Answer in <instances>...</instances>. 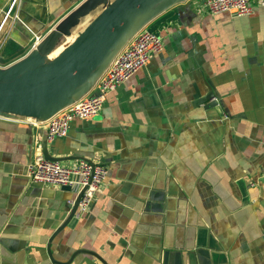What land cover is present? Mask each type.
Wrapping results in <instances>:
<instances>
[{
	"label": "crops",
	"instance_id": "1",
	"mask_svg": "<svg viewBox=\"0 0 264 264\" xmlns=\"http://www.w3.org/2000/svg\"><path fill=\"white\" fill-rule=\"evenodd\" d=\"M11 1L0 0V23ZM84 1L17 0L0 30V69L25 59L36 37ZM112 1L79 19L73 39ZM199 6L154 7L69 101L39 118L0 121V264H54L46 245L77 194L29 182L35 145L46 121L91 96L142 29L161 37L162 51L107 95L96 117L74 119L47 145L53 157H73L64 166L88 160L107 169L90 208L53 238V259L66 263L85 250L105 264H264V7L253 3L250 15L236 17ZM208 92L214 107L193 105ZM69 264L102 263L80 253Z\"/></svg>",
	"mask_w": 264,
	"mask_h": 264
},
{
	"label": "water",
	"instance_id": "2",
	"mask_svg": "<svg viewBox=\"0 0 264 264\" xmlns=\"http://www.w3.org/2000/svg\"><path fill=\"white\" fill-rule=\"evenodd\" d=\"M101 1L103 0L84 1L52 33L33 47L25 59L7 69H0V112L39 118L52 111L63 100L69 101L75 91L101 66L111 51L120 45L119 42L124 41L129 28L141 16L168 0H113L69 45L45 65L46 56L57 40ZM6 12L7 10L2 15L0 30L6 23H11L12 16L6 17ZM213 97V93L208 92L195 100L193 105L205 104L214 107L216 103L211 102ZM47 145L46 134L42 133L41 153L45 160L65 162L73 158L53 157L49 154ZM83 191L84 189L76 195L66 220L48 239L46 253L54 264H69L80 253L91 254L105 264L97 255L85 250L75 251L66 263H58L51 254L50 245L53 238L75 216Z\"/></svg>",
	"mask_w": 264,
	"mask_h": 264
},
{
	"label": "built area",
	"instance_id": "3",
	"mask_svg": "<svg viewBox=\"0 0 264 264\" xmlns=\"http://www.w3.org/2000/svg\"><path fill=\"white\" fill-rule=\"evenodd\" d=\"M16 2L17 0L11 1L6 17L11 14ZM199 2L200 11L209 15L228 13L241 17L251 14L253 3L264 7V0H199ZM39 42L40 40L36 37L32 47H35ZM162 49L163 42L160 36L148 29L138 31L129 44L115 55L104 70L91 96L71 102L46 121L44 130L47 144L55 139L65 137L70 123L74 119L86 121L96 117L101 112L107 95L145 67L149 63L151 55L160 53ZM11 117H15V115L0 112V121H7ZM29 124L31 123L29 122ZM32 126L36 127L33 124ZM27 173L30 183L70 186L76 194L84 189L77 206L79 214L90 208L95 193L107 177L105 167L85 160H80L75 167L45 160L39 142L35 145L34 155L27 167Z\"/></svg>",
	"mask_w": 264,
	"mask_h": 264
},
{
	"label": "rangeland",
	"instance_id": "4",
	"mask_svg": "<svg viewBox=\"0 0 264 264\" xmlns=\"http://www.w3.org/2000/svg\"><path fill=\"white\" fill-rule=\"evenodd\" d=\"M109 0H103L101 1L100 3H97V4H101V5H104L108 2ZM101 7V6H100ZM99 9V8H98ZM85 16V15H84ZM84 16H82L81 18H83ZM80 18V19H81ZM86 19H89V18H86ZM85 19V20H86ZM73 31L72 30H68L66 33H64L62 35V37L60 39L57 40V42L54 44V47L52 48V50L48 53V55L46 56V59L47 57L52 53L54 52L55 50H57L61 45H63L68 39H73ZM50 59V58H49ZM46 61V60H45Z\"/></svg>",
	"mask_w": 264,
	"mask_h": 264
},
{
	"label": "bare ground",
	"instance_id": "5",
	"mask_svg": "<svg viewBox=\"0 0 264 264\" xmlns=\"http://www.w3.org/2000/svg\"><path fill=\"white\" fill-rule=\"evenodd\" d=\"M73 39H68L63 45H61L57 50H55L54 52H52L46 59L45 65L47 63H49L51 60H53L67 45H69L72 42ZM50 58V59H49ZM65 103V100H63L62 102H60L59 104H57V106L52 110H56L57 108H59L61 105H63ZM30 119V118H27Z\"/></svg>",
	"mask_w": 264,
	"mask_h": 264
}]
</instances>
